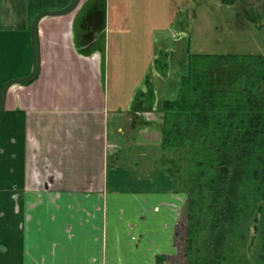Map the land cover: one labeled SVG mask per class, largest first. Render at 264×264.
Wrapping results in <instances>:
<instances>
[{
    "label": "crops",
    "instance_id": "crops-1",
    "mask_svg": "<svg viewBox=\"0 0 264 264\" xmlns=\"http://www.w3.org/2000/svg\"><path fill=\"white\" fill-rule=\"evenodd\" d=\"M70 1L0 0V87L33 69V17ZM86 2L39 20V73L5 95L0 264H185L186 194L173 191L168 173L148 179L151 189L109 188L116 180L108 179V164L127 146L160 148L161 124L154 121L162 112L158 104L117 109L110 102L107 0L103 50L84 55L74 44ZM137 147L146 177L163 167L161 151L153 159Z\"/></svg>",
    "mask_w": 264,
    "mask_h": 264
},
{
    "label": "trees",
    "instance_id": "trees-1",
    "mask_svg": "<svg viewBox=\"0 0 264 264\" xmlns=\"http://www.w3.org/2000/svg\"><path fill=\"white\" fill-rule=\"evenodd\" d=\"M78 23L76 50H103L105 0H87ZM178 89L157 108L159 161L186 194L185 264H264V52L190 55Z\"/></svg>",
    "mask_w": 264,
    "mask_h": 264
},
{
    "label": "rangeland",
    "instance_id": "rangeland-1",
    "mask_svg": "<svg viewBox=\"0 0 264 264\" xmlns=\"http://www.w3.org/2000/svg\"><path fill=\"white\" fill-rule=\"evenodd\" d=\"M106 6L112 31H107L104 43L109 57L108 97L119 104L117 109L127 102L132 108L142 100H154L155 108L156 104L162 108L165 99L176 96L190 55L264 52V28L249 19L255 15L264 21V0H236L233 4L224 0H107ZM146 109L152 108L147 105ZM154 123L162 126L161 114ZM154 123L149 130L158 131ZM137 146H127L120 161L109 159L108 179L116 180L110 189L153 187L147 185L148 179L163 170L156 165L146 177L144 154L132 150ZM137 148L153 159L158 150L162 152L149 144ZM249 232L253 233L252 226Z\"/></svg>",
    "mask_w": 264,
    "mask_h": 264
},
{
    "label": "water",
    "instance_id": "water-1",
    "mask_svg": "<svg viewBox=\"0 0 264 264\" xmlns=\"http://www.w3.org/2000/svg\"><path fill=\"white\" fill-rule=\"evenodd\" d=\"M80 0H71L65 7L57 10H41L32 19L30 25V32L32 37V47H33V69L31 73L23 77H14L6 80L0 87V118L3 113V106L5 95L9 87L14 84L28 83L34 80L38 73L40 67V57H39V40H38V23L39 20L45 16H60L71 12Z\"/></svg>",
    "mask_w": 264,
    "mask_h": 264
}]
</instances>
